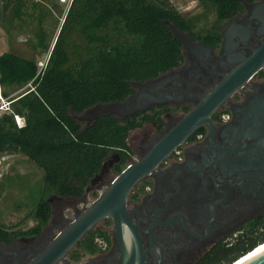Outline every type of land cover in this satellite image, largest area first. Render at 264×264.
<instances>
[{"label": "trees", "instance_id": "trees-1", "mask_svg": "<svg viewBox=\"0 0 264 264\" xmlns=\"http://www.w3.org/2000/svg\"><path fill=\"white\" fill-rule=\"evenodd\" d=\"M197 1L204 14L220 22L242 8L243 2L259 0ZM1 4L12 19L31 23L34 47L49 53L40 71L33 59L0 54L1 95L8 98L9 89L29 85L24 93L8 99L12 113L0 117V153H21L42 170L41 191L47 197L35 203L37 225L27 232L36 236L52 215V198L82 197L102 176L111 153L116 154L113 167L119 174L130 152L129 132L146 123L156 129L164 124L163 111L155 109L125 119L99 115L89 124L84 112L99 103L122 102L134 93V83L182 64L181 42L166 22L191 37L194 34L191 21L169 0H71L63 15L51 0H1ZM54 10L63 17L61 24ZM14 114L24 117L22 128L16 126ZM106 236V230L96 226L77 247L93 254L100 251L94 239ZM13 239L0 226V242ZM260 246L264 242L233 263Z\"/></svg>", "mask_w": 264, "mask_h": 264}, {"label": "flooded vegetation", "instance_id": "flooded-vegetation-1", "mask_svg": "<svg viewBox=\"0 0 264 264\" xmlns=\"http://www.w3.org/2000/svg\"><path fill=\"white\" fill-rule=\"evenodd\" d=\"M252 3L243 2L220 21L217 37L180 31L205 49L181 42L182 64L164 73L171 75L167 91L174 98L146 110L163 111L164 124L161 129L152 123L137 128L142 131L137 158L261 46L264 5H246ZM211 120L212 130L208 125L196 129L128 196L145 264H230L264 241V60ZM66 224L65 216L52 213L38 235L0 242L10 246L0 251V264H27L50 242L53 228ZM102 228L107 236L100 251L77 261L66 256L58 264H120L113 229Z\"/></svg>", "mask_w": 264, "mask_h": 264}, {"label": "water", "instance_id": "water-1", "mask_svg": "<svg viewBox=\"0 0 264 264\" xmlns=\"http://www.w3.org/2000/svg\"><path fill=\"white\" fill-rule=\"evenodd\" d=\"M246 5H264V0ZM166 23L174 37L183 43V47L191 46L198 51L205 49L200 44L191 43L188 35L178 31L169 22ZM224 37H228V32L224 33ZM263 60L264 41L249 59L225 78L223 83L204 95L197 106L170 128L164 130L141 157L129 163L116 175L108 187L63 228L59 229L50 242L27 264H58L88 232L105 219L111 221L116 250L120 253V264H145L141 239L127 210L129 194L140 182L154 173L160 164L196 129L202 125H208L212 130L211 115L215 109L234 88L250 77ZM170 79L171 75L167 73L145 83H134L136 91L124 101L96 104L84 112V117L87 116L89 123L99 115L113 114L117 118H125L138 112H144L154 105L163 104L174 98V95L167 91ZM8 247L1 245L0 251ZM241 264H264V251Z\"/></svg>", "mask_w": 264, "mask_h": 264}, {"label": "rangeland", "instance_id": "rangeland-1", "mask_svg": "<svg viewBox=\"0 0 264 264\" xmlns=\"http://www.w3.org/2000/svg\"><path fill=\"white\" fill-rule=\"evenodd\" d=\"M51 1L55 2L58 11L63 15L71 0ZM169 2L182 16L191 21V30L194 36L217 33L216 27L219 22L212 15L209 16L203 13L197 0H169ZM1 8L2 4L0 0V54L10 52L24 58L33 59L37 63L38 71H40L49 53L34 47L36 38L33 33V26L28 20L19 21L12 19ZM56 11L54 10V15L59 17L61 24L63 17ZM28 86L9 89L10 94L8 98L1 95L2 89L0 87V117L5 113L4 111L6 106H8V101L24 93ZM85 122L86 124L89 123V119L86 118ZM141 138V130L135 129L129 132L127 143L130 152L122 167L127 166L137 159V146ZM115 160H117L116 154L111 153L104 162L105 166L101 179L95 180L93 185L90 184L79 199L52 198L53 216H65L68 223L88 204L94 201L108 187L109 181L118 175L113 167V161ZM42 176V170L29 161L25 155L21 153H0V226L14 235V239L35 236L27 232L37 225L34 217V209L35 203L39 198L44 196L41 191ZM100 180L106 181L105 184H99ZM51 218L52 215L46 225L40 229V232L50 224ZM97 226L107 229L112 228L110 220L100 222ZM57 231V228H53L52 230L54 234ZM93 243L99 249L104 245L102 238L94 239ZM90 254V252L85 251L82 245L77 247L76 244L67 256L72 261H77L79 259H86ZM75 256H78V258L73 259Z\"/></svg>", "mask_w": 264, "mask_h": 264}, {"label": "built area", "instance_id": "built-area-1", "mask_svg": "<svg viewBox=\"0 0 264 264\" xmlns=\"http://www.w3.org/2000/svg\"><path fill=\"white\" fill-rule=\"evenodd\" d=\"M63 1H65V0H63ZM4 112L5 113H12V111L10 109V102L9 101H8V106H6V109ZM13 119H14V122L18 128H22L25 125L24 117L17 115V114H14Z\"/></svg>", "mask_w": 264, "mask_h": 264}, {"label": "bare ground", "instance_id": "bare-ground-1", "mask_svg": "<svg viewBox=\"0 0 264 264\" xmlns=\"http://www.w3.org/2000/svg\"><path fill=\"white\" fill-rule=\"evenodd\" d=\"M263 251H264V246L259 248V249H255L252 253H250L249 255L245 256L244 258L240 259L239 261H237V262H235L233 264H241L242 262L252 258L253 256H255V255H257V254H259V253H261Z\"/></svg>", "mask_w": 264, "mask_h": 264}]
</instances>
